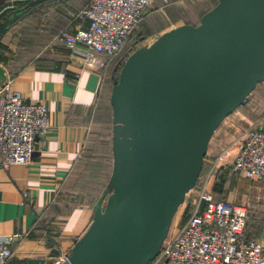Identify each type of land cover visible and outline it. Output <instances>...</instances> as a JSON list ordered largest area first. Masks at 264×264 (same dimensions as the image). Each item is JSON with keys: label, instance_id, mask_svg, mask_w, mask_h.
<instances>
[{"label": "water", "instance_id": "water-1", "mask_svg": "<svg viewBox=\"0 0 264 264\" xmlns=\"http://www.w3.org/2000/svg\"><path fill=\"white\" fill-rule=\"evenodd\" d=\"M25 1L23 5L20 2ZM0 0V38L30 4ZM264 80V0H217L198 23L134 48L113 78L112 168L67 258L53 264H148L195 184L209 139Z\"/></svg>", "mask_w": 264, "mask_h": 264}, {"label": "crops", "instance_id": "crops-1", "mask_svg": "<svg viewBox=\"0 0 264 264\" xmlns=\"http://www.w3.org/2000/svg\"><path fill=\"white\" fill-rule=\"evenodd\" d=\"M89 1L30 4L0 38V86L9 80L26 101L45 103L49 116L47 128L36 136L31 160L0 165V234L7 236L12 250L5 264H53L70 251L93 217L97 200L62 208L58 196L101 110L105 75L113 59L100 54L104 66L82 67L57 36L62 27L74 30L79 22L87 25L78 10ZM216 1L153 0L132 35L141 38L139 44L150 43L172 26L198 23ZM226 198L247 204L249 217L247 200L233 192Z\"/></svg>", "mask_w": 264, "mask_h": 264}, {"label": "built area", "instance_id": "built-area-1", "mask_svg": "<svg viewBox=\"0 0 264 264\" xmlns=\"http://www.w3.org/2000/svg\"><path fill=\"white\" fill-rule=\"evenodd\" d=\"M153 0H90L78 10L74 30L60 28L57 36L72 50L82 67L104 66L100 54L118 51ZM49 124L43 102L26 101L9 80L0 86V165L28 163L36 136ZM238 148L227 163L246 177L264 181V113L238 136ZM248 206L201 187L180 227L164 239L148 264H264V242L244 235ZM8 238L0 234V264L12 254ZM69 252L62 258H67Z\"/></svg>", "mask_w": 264, "mask_h": 264}, {"label": "rangeland", "instance_id": "rangeland-1", "mask_svg": "<svg viewBox=\"0 0 264 264\" xmlns=\"http://www.w3.org/2000/svg\"><path fill=\"white\" fill-rule=\"evenodd\" d=\"M131 46L128 43L117 53L112 59V65L107 69L101 110L97 112L84 148L58 193L62 208L85 201L94 204L107 185L112 166L109 93L112 77L118 76L122 63L134 49ZM263 113L264 80H260L249 92L247 101L227 114L213 131L198 178L194 186L187 191L185 199L178 205L165 239L169 238L185 220L186 203H190L199 189L205 186L215 195L226 196L228 192H233L236 198L247 200L250 208L246 232L254 234L264 242V183L246 178L227 166L237 151L239 134ZM105 199L106 196L103 204Z\"/></svg>", "mask_w": 264, "mask_h": 264}, {"label": "trees", "instance_id": "trees-1", "mask_svg": "<svg viewBox=\"0 0 264 264\" xmlns=\"http://www.w3.org/2000/svg\"><path fill=\"white\" fill-rule=\"evenodd\" d=\"M140 40H141V38L139 37V36H133L132 35V32H130V34L128 35V37L126 38V40H125V42H124V44L122 45V47L118 50V51H116L114 54H111V55H106V56H108V57H114L117 53H119V52H121L123 49H124V47L129 43V45L131 44L132 46V48H135L136 46H139L140 44ZM138 44V45H137ZM114 77H116V76H113L112 77V85H113V78ZM112 88V87H111ZM111 91V90H110ZM109 97H110V93H109ZM109 102H110V99H109ZM110 105H111V103H110ZM111 120H112V106H111ZM111 128H112V123H111ZM111 168H112V166H111ZM111 173V172H110ZM110 176V175H109ZM108 181H109V178H108ZM108 181H107V185L104 187V189L102 190V192H101V194L99 195V197H98V199H97V202L95 203V205L96 204H98V203H102V201L104 200V198H105V196H107V194H108V192H109V190H108ZM214 196L216 197V198H224V199H228V198H226V196H222V195H215L214 194ZM229 200V199H228ZM191 202H192V200H191ZM190 202V203H191ZM190 203H186V207H187V209H186V216H187V214H188V211H189V205H190ZM103 204V203H102ZM95 207V206H94ZM249 218V217H248ZM263 224H264V216H263ZM245 232V237L247 238V239H253L254 237H256L254 234H249V233H246V231H244ZM161 264H165L164 262H162Z\"/></svg>", "mask_w": 264, "mask_h": 264}]
</instances>
